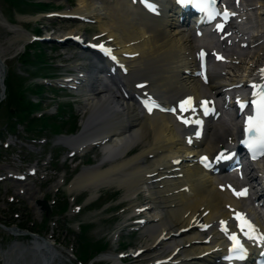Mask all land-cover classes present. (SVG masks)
I'll return each mask as SVG.
<instances>
[{
	"label": "bare ground",
	"instance_id": "bare-ground-1",
	"mask_svg": "<svg viewBox=\"0 0 264 264\" xmlns=\"http://www.w3.org/2000/svg\"><path fill=\"white\" fill-rule=\"evenodd\" d=\"M75 1V4L61 10L63 15L72 17L76 25H82L90 19L89 24L96 29L92 36H99L97 40L100 38L113 46L115 56L132 55L123 58L128 68L126 82L131 85L138 79L146 80L144 88L153 91L158 98L169 100L189 90L197 95L205 91L220 94L226 86L222 84L226 78L244 80L259 63L261 66L264 64V0H243V6L247 8L240 18H245V21L234 24L240 32L238 42L242 44L238 51H233L232 59H237V62L224 68L212 67L211 83L205 87L199 86L191 75L193 48L196 43L204 40L194 39L187 28L175 24L166 0H159L160 14L155 16H148L138 8L135 5L137 0ZM23 16L33 20L37 17L36 14ZM7 28L13 32V38L27 34L26 30L15 23L8 24ZM75 29H68L66 33H84V28ZM3 55L0 51V61ZM89 66L95 69L99 65L93 60ZM185 67L189 68V74L182 71ZM222 70H225L223 74ZM131 73H135V77L129 79ZM73 77L67 80H74L76 85H80L82 80ZM114 79L111 78V81ZM93 80V83L90 82L92 85L88 80L84 82L89 83L85 98L86 117L81 120L80 128L63 137V140L71 145L72 152H81L98 145L103 149V160L102 163L90 164L75 173L73 180L70 179L66 184L67 191L87 189L88 197H93L97 188L112 185L118 191L120 188L122 197L129 201L128 206L133 207L137 205L136 197L132 196L144 190L142 197L146 200L139 205L147 203L143 208L149 211V215L142 217L138 226L146 235L139 247L132 250L136 252L134 255L138 258L149 252L147 254H152L150 259H163L161 263L147 260L149 264H216L213 254L217 251L211 250V247L220 244L215 240L216 232L208 228V233L204 235L205 231L198 230L197 226L200 221L215 220L220 214H228L224 205L235 201L219 187V183H223L221 180L226 178L201 173L189 153L198 147L213 153L218 147L234 144L237 131L233 118L218 122L216 126L210 124L205 139H198L200 130L196 126L199 123H195L187 129L194 140L192 145H188L184 142L185 136L182 137L176 130L174 121L163 114L143 113L138 104L118 96L112 86L104 83L101 85L98 80ZM184 146L191 149L185 150ZM177 156L182 157L181 160L178 163L172 162ZM4 174L8 175L5 171ZM22 187L24 193L28 194L25 184ZM244 204L250 207L248 202ZM260 217L264 218V215ZM188 225L191 228L187 231L178 230ZM202 235L208 237L210 245L202 243ZM194 239L199 242H194ZM34 245L42 250V264H47V258L54 256L52 252H59L48 241L35 236ZM162 251L166 253L160 254ZM203 251L209 253L197 258L196 255ZM57 254L59 262L64 263L65 258ZM105 256L111 260L109 264H121L113 254Z\"/></svg>",
	"mask_w": 264,
	"mask_h": 264
},
{
	"label": "rangeland",
	"instance_id": "rangeland-1",
	"mask_svg": "<svg viewBox=\"0 0 264 264\" xmlns=\"http://www.w3.org/2000/svg\"><path fill=\"white\" fill-rule=\"evenodd\" d=\"M71 3V0H68ZM74 2H76L74 0ZM59 4L63 5V0H59ZM61 5V6H62ZM68 6L65 4L63 8ZM16 8V11L13 10ZM36 5L35 0H0V51L4 54L3 65L1 70H3V83L4 80L10 82L13 86L11 89L14 94L21 95L22 98L15 103L17 105V116L20 117L21 109L20 104L25 102V97L27 94V89L37 83L38 80L44 79L45 82H52V75H47L46 78L39 79V76H44L41 73H47V70L56 73L58 71V64L64 66H69L73 63L72 58L83 59L84 55H87L86 50L73 45L72 43L64 42L61 44H55L53 42H40L36 46H29L26 48L24 55H21L23 50L15 49L19 46L18 44L22 41V37L13 38V32H10L7 28L8 22L4 20L9 19L10 23H20L22 26L27 28L28 31H33L32 26L36 23L35 21H30L31 18L24 17L25 15H33L36 13H43L47 9ZM62 8V7H58ZM41 10V11H36ZM23 16V17H22ZM3 17V18H2ZM8 20V21H9ZM42 24L40 25L39 33L44 28V24L48 23L53 27V29H60L61 31H67L68 29L77 30L75 27L84 28L83 30L89 35L92 31L96 30L92 25L83 23L82 25H76L71 19L67 20H56L55 22H47L40 20ZM6 29H5V28ZM47 28H50L49 26ZM34 32V31H33ZM39 51L41 53H39ZM13 52V53H12ZM49 61H53L54 64H50ZM91 68L95 73L96 70ZM1 78V76H0ZM93 79H89V83H93ZM55 81H58L55 80ZM88 83V84H89ZM92 83H90L92 85ZM45 90L43 92V98L41 101L42 111L51 113L54 112V102L58 104V110L56 113L55 121H52L53 128L50 132H47V127H43L44 132H34L46 135L45 142H38L33 140L35 148L32 145L25 142L27 134L26 131L17 125V129L11 132L2 131L0 133V224H10L15 226L25 227L24 231L29 232L28 229L38 232L42 237L48 240L53 247L59 248L62 254L68 258L64 263L59 262V258L55 255L49 256L47 264H78L74 255L76 249V239L75 234L77 233V224L85 223L86 230L83 234L78 236L79 239L85 240L87 246L94 245L95 240H101L106 242V251L114 255L116 251L121 250L126 252L127 250H133L134 247H139L142 241L144 232L140 231H129L131 228L124 227V218L127 214L125 212H131V207H129V201L119 200L122 198L120 188L116 192V186H108L106 188L99 187L95 192V196L88 197L89 191H75L70 193L64 190L65 185L69 182V179L73 180L76 176L74 175L78 171L81 172L84 167L80 164V155L75 153L72 158L67 157V152L71 148L68 145H62L58 147H53V144L57 142L56 137L51 133L56 131L55 124L60 120L64 119L63 127L65 129H76L77 119L79 125L81 120L86 117L85 108H87V102L85 98L87 97V90L85 93L68 92L66 90L58 89L54 84H44ZM2 86V85H1ZM0 86V127L4 126L1 124L6 123V119L12 121L9 117V113L5 108L7 100L3 95V87ZM122 86L127 87V83L122 84ZM50 88L49 91L47 88ZM90 87V86H89ZM118 87H114L118 93ZM31 94V92H28ZM72 94V95H71ZM119 94V93H118ZM89 96V95H88ZM54 98V99H51ZM10 104V103H9ZM32 108V107H29ZM27 108V109H29ZM74 114L75 117L72 119L71 115ZM51 120H49L48 125L50 126ZM77 131V130H76ZM53 138V140H52ZM8 143L6 146L5 144ZM136 149V148H135ZM51 151V155L48 152ZM86 155L83 159L88 161L85 165L96 164L99 161V153L97 146L85 152ZM37 165L38 171L33 174L27 175L26 179L16 180L14 177L6 176L4 171L18 173L19 171L25 172L26 168L29 166ZM84 165V166H85ZM82 167V168H81ZM45 171V177L42 174ZM5 176V177H4ZM73 177V178H72ZM63 179L66 182L65 185L61 184ZM11 180L16 181L12 183ZM22 184L28 188V194L24 193ZM17 191H19L17 193ZM32 195H37L40 198L31 197ZM61 196V199H66L67 208L64 213L60 214L61 218L66 220L65 224L58 222L57 214L52 210L47 212L45 215L42 214V210L37 208L35 205L36 199L45 198L49 204H51V199ZM89 200V202H87ZM141 200V201H140ZM142 196L136 200V205L145 201ZM77 203L80 205L79 210L74 213L72 212V205ZM123 208V209H122ZM54 212V213H53ZM133 212V211H132ZM149 212V211H148ZM148 212H142L139 215H149ZM144 217V216H143ZM48 220V224L44 225L43 228L38 226V223L42 222L43 219ZM116 218V219H114ZM3 225V224H2ZM0 225V264H41L43 259L40 256L42 251L37 249H30L29 237L25 235L13 237L6 229ZM9 225V226H10ZM5 226V225H4ZM17 238V239H16ZM149 252H145L142 258L126 261V264H144L147 260H150ZM166 253L165 251L160 252V254ZM115 256V255H114ZM116 257V256H115ZM129 260V256L125 257ZM149 258V259H148ZM104 261H98V259L92 258L86 264H103ZM110 263V260L109 262ZM82 264V263H80Z\"/></svg>",
	"mask_w": 264,
	"mask_h": 264
},
{
	"label": "snow or ice",
	"instance_id": "snow-or-ice-1",
	"mask_svg": "<svg viewBox=\"0 0 264 264\" xmlns=\"http://www.w3.org/2000/svg\"><path fill=\"white\" fill-rule=\"evenodd\" d=\"M180 2H184V0H180ZM189 2H192L195 4L196 7L200 8L202 11H206L207 8L211 7L214 3L215 0H189ZM225 18L227 17L228 13L225 10L224 14ZM222 25H217V29H221ZM201 56H203V53H201ZM218 59H221L220 57H218ZM264 71V70H262ZM253 89L257 88V85H252ZM255 95H259V100H253L251 101V104L253 106L254 109V115L249 116L248 120H247V126L245 127V132H251V131H256L259 133V141L257 142V145L260 149H264V90H262L260 93H255L254 92V96ZM191 97H189L188 99L184 100L181 102V109H184L185 105H189L191 104ZM207 101L201 102L202 106L207 105ZM238 103H240V107L243 108L245 107V103H241L240 101H238ZM149 111H151V109H149ZM205 114L207 115V109H205ZM184 123H188L187 120L183 121ZM197 123H199V121H197ZM199 134V133H198ZM249 147H253L252 144L249 145ZM202 161L207 160L206 157H202L201 158ZM235 192V190H233ZM247 190L244 189L239 193H235L238 196L241 195H246ZM237 218L238 219H242L240 217V214H237ZM221 225H222V230L224 229V225L225 222L221 221ZM247 225L248 227H252L251 224L246 220V219H242V223H241V228L243 230V227ZM230 239H232L233 241H235L234 247L232 249H230V252H237L238 255L236 256L237 259H243L244 258V249L242 247V245L239 243V241L237 240L236 236H231ZM261 240H264V236L260 237ZM232 257H229V259H231Z\"/></svg>",
	"mask_w": 264,
	"mask_h": 264
},
{
	"label": "trees",
	"instance_id": "trees-1",
	"mask_svg": "<svg viewBox=\"0 0 264 264\" xmlns=\"http://www.w3.org/2000/svg\"><path fill=\"white\" fill-rule=\"evenodd\" d=\"M6 86H7V85H6ZM21 98H22L21 95L17 96L16 94H13V93L11 92V90L8 88V91H7V100H8V102H14V103H15V101L17 102V101H19ZM8 102H7V103H8ZM29 107H32V105H31V103H30L29 100H27V102H26L25 104H21V106H20L21 109H26V110H27V108H29ZM11 113H12V112H11ZM83 251H84V248L81 249V252H83Z\"/></svg>",
	"mask_w": 264,
	"mask_h": 264
}]
</instances>
